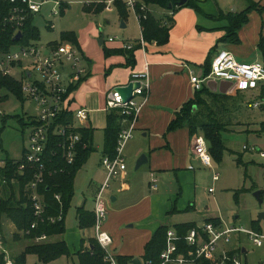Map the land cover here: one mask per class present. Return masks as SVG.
<instances>
[{
    "label": "rangeland",
    "instance_id": "374dc122",
    "mask_svg": "<svg viewBox=\"0 0 264 264\" xmlns=\"http://www.w3.org/2000/svg\"><path fill=\"white\" fill-rule=\"evenodd\" d=\"M43 1H45V4L33 20V24L39 34V39L35 41L36 44L47 46L51 42H60L61 34L73 33L76 38L75 49L79 56L77 67L80 70L84 69L90 74L88 82L84 83L80 88L82 90H79V94L76 96V104L73 107V111L79 109L80 105L89 110L104 107V87L102 82H99L101 80L100 71L103 67L100 60L105 58L104 49L119 47V43H105L103 46H99L98 39L101 37L105 41L117 39L121 43L134 44L135 41L141 38L139 23L135 14L127 9L126 18L121 19L115 4L95 14L94 11L102 6L103 0ZM135 1L139 3V0ZM219 1L221 5L226 7H228L227 5L230 2H233L232 5L234 6H239L240 3L244 2L243 0ZM253 1L258 4H261L262 1L264 2V0ZM57 3L63 5L61 7H64L62 12ZM85 4L87 5L85 6ZM85 7L90 14L95 15L86 14L84 12ZM54 9L57 10L56 15L52 13ZM150 9L155 17L164 18L168 16L166 11H161L154 7ZM169 14L170 16L174 15L172 13ZM261 23L260 20L258 27L259 31H261L260 33L264 36V23ZM122 25H125V28H122ZM62 43L63 45L68 44ZM27 64L29 62L24 64L23 69H27ZM70 68L69 64H65L64 69L61 71L63 76L68 77L72 73ZM16 75L17 73L15 72L14 76L16 77ZM234 96L232 95L231 97ZM240 96L241 98L234 99L233 105L230 100H223L222 102L224 103L221 105L218 103V108H222L223 112L222 119H220L223 124L221 140L225 150L222 152L220 160L211 156V166L219 174V181L213 183L210 171L193 165L192 167L198 178L195 186L190 182L189 191L192 197L195 194L196 201L202 210L208 208L219 216L224 228L235 226L244 230L257 229L264 234V219L260 222L258 221L259 215H264V168L262 167L264 159L257 152L243 150V147L246 146L256 147L264 151V136L257 137L254 133V131H257L259 124L264 121V109L248 106L251 103H260V98L256 92L248 91ZM22 97L23 99L19 100L14 94H9L6 100L0 104V109L5 118L4 123L0 122V154L2 157L18 159L21 156V151L28 149L29 118L39 116L42 111V108H39L35 102L26 99L25 96ZM137 102H140V100L137 99ZM214 111L217 110L214 108ZM208 113L211 116L212 111L209 109ZM90 117L93 127L94 125H99L101 121L100 115L91 114ZM96 127L97 129L92 136V144L95 150L90 153L74 178L73 195L64 215L63 235L53 236L47 240L40 241L36 238L27 239L21 231L14 227L10 220L4 216L1 218L0 237L2 248L6 251L8 258L14 263L26 249L31 250L41 244L62 241L69 251L70 255L68 257L60 255L49 261H41L35 255H27L24 264H78L76 253L79 249L80 240L84 238L88 242L92 237V230H86L83 234L78 230L75 212L77 208L81 207L87 211L94 210L93 196L95 188L103 184L106 175L104 168L100 164L103 159V132L99 126ZM186 129L188 132V128ZM197 134L201 135L199 131H197ZM134 137L132 134L131 139L123 150L122 156L124 157L127 171L135 175L139 182L141 181L142 172L134 170L137 159H134L132 155H127L128 147L134 144ZM237 157L241 158V163H237ZM118 182L119 179L110 181L109 188L102 193L101 199L105 204L106 218L109 217L112 209H116L122 203L124 193L121 192ZM145 188H149L148 180L147 182L145 181ZM158 188V193H166V191L170 192L171 190L175 194L179 192L176 182L173 184L167 182L162 184L161 187L158 186ZM209 188L213 189V193L207 192ZM258 192L261 193L259 196L261 202L255 197ZM112 197L117 202H111ZM197 223L198 227H202L204 221L202 218H198ZM124 232L127 231L124 230L119 235H123ZM121 240L122 243H125L127 240L126 236H123ZM238 246L240 249L245 250V253L238 251L236 253L241 264H264V240L261 246L256 247L250 242L246 234H240L239 238L232 235L226 248L234 249ZM110 250L112 252L111 247Z\"/></svg>",
    "mask_w": 264,
    "mask_h": 264
},
{
    "label": "crops",
    "instance_id": "0c3cea01",
    "mask_svg": "<svg viewBox=\"0 0 264 264\" xmlns=\"http://www.w3.org/2000/svg\"><path fill=\"white\" fill-rule=\"evenodd\" d=\"M243 1L239 6H234L232 5L233 2L229 0L230 3L226 7L225 5H221L219 0H212L213 3L211 0H191L192 5L182 7L173 16L171 15L173 25L169 31L168 42L164 45H158L154 41L146 42L144 51L136 49L134 52L135 63L133 66L126 65L125 56L116 52L123 49L122 44L125 42L121 43L117 39L109 42L108 40L105 41L102 37L98 39L99 46H103L105 43H119V47L107 49L114 51L113 54L104 56L105 58L100 60L103 67L102 69L100 68L101 80L99 82H102L104 87V107L89 110L80 105L79 108L85 109L88 112V120L85 122L84 128H90L94 133L97 129L96 126H99L103 132V139L108 114V112L104 111L106 92L115 86L126 85L130 80L131 72L142 70L145 62L149 64V91L133 126L134 144L127 149V155L134 156V159L138 160L142 155L146 158V163L137 169L134 166L135 171L138 172L139 170L142 172L141 181L138 182L136 176L131 172L129 173L127 168L123 175L116 178L119 179L118 184L121 187V192L124 193L123 200L119 207L112 209L109 217L105 218L102 224V229L112 239L111 249L115 257L130 258L131 261L137 258L141 263L144 261L142 257L145 245L161 227H168V230H175L176 226L186 224H194L198 227V218H202L204 223L213 220L222 226L219 216L208 208L202 210L196 201L195 194L192 197L189 191L191 183L195 186L198 178L197 173H195L192 167L193 165L210 171L213 183L219 181V174L213 170L212 166L209 168L204 167L193 153L196 141H204L207 144V148L209 147L202 131L197 130L201 133L199 136L197 131L190 133L188 129L187 132V125L174 130H168V128L182 106L194 97L195 92L190 84V75L193 74L200 77L206 75L204 70L205 63L209 60L212 61L217 54L228 52L239 63L250 64L257 60L262 63L257 45L260 37H264L258 27L260 20L264 23L263 1V3L258 4L257 9H253L248 13V22L239 30L237 43L222 40L226 35L225 28L228 23L227 21H218V18L222 14L241 13L249 7V1L254 2L253 0ZM102 3L104 2L102 1ZM113 4L114 2L112 4H105L104 9L110 8ZM193 5L197 9L192 7ZM150 8L152 7L147 8L149 12H151ZM166 13L170 16L167 11ZM88 15L95 14L89 13ZM155 18L162 19L161 17ZM124 26L122 25L121 27L125 28ZM63 42L75 48L71 42ZM89 77V72L85 71L80 80L83 81L79 82L80 85H78L74 92H71V110H74L76 96L79 94V90H82L80 88L84 83L88 82ZM64 80L69 84L67 77L64 76ZM76 84L78 83H73L70 86H75ZM261 86H264V84H260L259 88L251 92H256L259 96ZM228 87L227 83L221 81H209L207 85V88L216 94H226ZM223 91L225 92L223 93ZM241 94H235L230 100L231 103H234L235 98H241ZM137 99L141 102V99ZM251 104H248V106L264 109V100L260 99V103ZM91 114L101 116L99 125H94L93 127L90 120ZM25 151L26 149L21 151V156L18 159L1 157L4 161L7 158L17 161L23 158ZM236 161L237 163H241V158L237 157ZM215 174L218 175L217 181L213 180ZM152 179L156 180L155 186H157L155 190H152L150 187ZM147 180L149 188L146 189L145 181L147 182ZM167 182L171 184L176 182L179 192L175 194L171 190L170 192L166 191V193H158V186L161 187L162 184ZM98 188H95L93 202ZM210 189L207 190L208 193ZM111 202L114 203L117 200L112 197ZM78 230L82 234L86 231H81L79 227ZM124 230L127 232L119 235ZM251 231L261 233L257 229H252ZM239 235L236 234L235 237L239 238ZM121 236H126L127 240L125 243H122ZM91 238L93 239V232ZM83 240L84 246L88 247V242L84 238ZM229 250H235L236 253L237 251L245 253V250L240 249L239 246Z\"/></svg>",
    "mask_w": 264,
    "mask_h": 264
},
{
    "label": "built area",
    "instance_id": "2783aa9c",
    "mask_svg": "<svg viewBox=\"0 0 264 264\" xmlns=\"http://www.w3.org/2000/svg\"><path fill=\"white\" fill-rule=\"evenodd\" d=\"M116 0H103L105 4H112ZM127 9L132 11L138 23L143 18L142 14L148 12L147 7L142 5L139 14L136 12L137 2L135 0H121ZM45 4L43 0H0V42L4 37L11 36L13 45L7 50H0V78H12L19 85L22 96L33 101L39 108H42L40 115L30 117L29 147L26 149L18 171L22 172L26 167L34 170L30 181L24 188L30 208L33 214V222L29 229L21 231L23 235H30L32 231L40 226H51L61 223L64 220L63 204L61 196L55 194L54 199L59 205V209L54 214H48L41 187L45 183L47 174H54L56 170L49 171L45 167L44 158L50 144V136L60 139V148L63 151V160L67 165H72L76 158V148L81 144V137L73 129L84 128L88 120V112L79 108L75 111L70 109L72 93L69 86L80 82L85 70L77 67L78 52L68 44L59 43L57 46L37 45L35 41L23 42V29L29 21L40 12ZM59 7V4L57 3ZM53 15L57 14L54 9ZM34 25V24H33ZM17 33H21L19 41H15ZM114 39H108L112 42ZM116 40V39H115ZM123 49L131 51L135 46L145 50L146 42L141 38L134 44L123 43ZM29 62L27 69H23L24 64ZM65 64L70 65L72 73L67 77L69 84L64 80L62 70ZM149 64L144 63L142 70L133 71L130 74L128 83L138 84L131 93V99L124 102L117 88L124 85L115 86L106 92L104 111H118L121 115L120 131L118 133L114 158L104 156L101 165L105 170V180L99 186L94 197V224L92 227L93 239L104 252V262L106 264H118L115 255L109 251L112 239L103 229L102 224L106 218L105 204L101 199L102 193L109 188L110 181L123 175L126 166L122 156L126 143L132 137L134 123L138 113L146 100L149 91ZM17 73L16 77L14 73ZM209 81H221L229 85L226 94L229 96L237 93L253 91L264 84V66L261 62L250 64L239 63L228 52H220L210 63L209 72L204 76L190 75V84L194 91H201L207 87ZM12 94L5 87L0 88V104L2 98ZM137 98L141 102H137ZM257 106V105H255ZM63 112H70L73 115L74 125L63 126L57 123ZM4 117L0 109V122ZM35 121L36 124H31ZM245 151L258 152L264 159V151H258L254 147H243ZM1 151V150H0ZM194 155L200 163L209 168L211 166V156L204 141H196L194 145ZM5 161L0 154V171L4 167ZM218 180V175L213 177ZM155 179H152L151 189L155 190ZM213 189L209 190L211 193ZM236 234H246L250 242L259 247L264 240V234L251 230L230 227L224 228L221 225L211 222L204 223L202 227H194L185 234H180L176 230H167L164 238V247L157 260H144L141 264H241L235 250H229L226 246L230 243L231 236ZM37 240H47L44 235L37 237ZM3 255L4 264H15L7 256L2 248L0 238V255Z\"/></svg>",
    "mask_w": 264,
    "mask_h": 264
},
{
    "label": "trees",
    "instance_id": "16d2710c",
    "mask_svg": "<svg viewBox=\"0 0 264 264\" xmlns=\"http://www.w3.org/2000/svg\"><path fill=\"white\" fill-rule=\"evenodd\" d=\"M181 0H139L136 6V12H140L142 5L146 7H155L161 10H165L168 13L174 14L178 9L192 5L191 0H188L182 7H178ZM118 9V14L121 19L126 18L127 8L121 0L114 2ZM94 11L95 14L101 12L105 8V4ZM59 4V9L62 12L64 7ZM86 6V5H85ZM258 3L249 1V7L241 12L235 14L224 15L222 14L218 21H227L228 25L225 28L226 35L222 39L223 41L229 40L232 43L238 42L239 30L248 22L247 15L253 10L257 9ZM196 8V6H192ZM197 9V8H196ZM84 12L89 14L90 12L84 9ZM143 18L139 22L141 29V36L145 42L154 41L158 45H164L168 42L169 31L172 26L173 19L171 16H165L162 19L155 18L151 12L142 14ZM23 42L37 41L39 34L37 28L28 22L23 29ZM69 41L74 46L76 45V38L73 33H63L60 35V42ZM60 42H53L50 45L57 46ZM13 38L6 36L0 42V50H7L13 45ZM139 49L135 46L133 50H117V53H121L126 58V65L133 66L135 63L134 52ZM257 49L261 55L262 64L264 66V37H260ZM114 51L104 49V56L113 54ZM211 61H207L204 65L205 74L209 72ZM83 81V80H82ZM80 81V83L82 82ZM78 84L70 86L69 92H74ZM5 87L12 94H14L19 100L23 97L20 92L19 85L12 78H0V88ZM238 95V93L236 94ZM7 97L2 98V102ZM259 98L264 100V86L259 89ZM231 96L221 93H213L209 88L205 87L201 91H195L194 97L185 103L179 112H177L175 119L170 123L168 130L178 129L187 125L190 133H194L197 130H201L205 140L209 147L208 152L210 156L220 160L222 152L225 150L223 142L221 140V133L223 132L222 122V108H218L224 102L223 100H231ZM212 105V106H211ZM214 108L217 111H214ZM218 108V109H217ZM212 111V114L208 113V110ZM121 115L118 111L113 110L107 114L106 127L104 129V142H103V157L107 156L114 158L115 148L117 144L118 133L120 131ZM1 122H5V118H1ZM22 122V120H21ZM57 123L63 126H73V115L70 112H63ZM31 124H36L32 121ZM81 137V144L76 148V158L72 165H67L63 160V151L60 148V139L56 136H50V144L47 148L44 163L45 167L49 171L56 170L54 174H47L45 177V183L41 187V192L44 197V204L48 214H54L59 209L57 201L54 199V195H60L63 204L64 215L73 195V182L75 175L79 168L86 162L90 153L94 151L92 146V134L93 130L86 128L73 129ZM257 137L264 136V121L259 124L258 130L254 132ZM1 148V145H0ZM21 161H13L5 159V165L0 171V235H1V218L4 216L10 220L14 227L19 231H26L29 229L34 218L30 208L29 201L24 193L26 184L30 181L34 170L30 167H26L22 172L18 171V166ZM264 168V166H263ZM76 219L78 221V227L81 231L91 229L94 224L93 212H88L83 208H78L76 211ZM64 221V220H63ZM63 221L61 223L51 226H40L37 230L32 231L30 235H24L27 239L41 237L42 235L47 238L53 236H60L64 233ZM217 224L213 220H209ZM196 227L194 224H186L176 226L175 230L180 234H185L188 230ZM168 230V227L159 228L152 239L144 247L143 260H157L160 252L164 247V238ZM1 238V237H0ZM27 255H35L41 261H49L56 256L68 257L69 251L64 242H51L41 244L38 247H34L31 250H25L21 257L16 260L15 264H24V260ZM78 264H106L104 262V252L99 247L97 242L90 238L88 240V247L84 246V240L80 241L79 249L76 253ZM22 258V259H21ZM118 264H130V258L116 257ZM0 264H4L3 255H0Z\"/></svg>",
    "mask_w": 264,
    "mask_h": 264
},
{
    "label": "water",
    "instance_id": "95a60500",
    "mask_svg": "<svg viewBox=\"0 0 264 264\" xmlns=\"http://www.w3.org/2000/svg\"><path fill=\"white\" fill-rule=\"evenodd\" d=\"M187 0H181L178 4V7H182L185 3H186ZM21 38V33H17L16 36H15V41H19ZM138 87V84H132V83H127L126 85L122 86V87H119L117 88V91L118 93L121 95L122 99L124 102H127L131 99V93H132V90L134 88H137ZM216 90V88H215ZM221 92V91H220ZM225 91H223L224 93ZM144 163H146V158L144 155H142L136 162V165H135V169H137L138 167H140L141 165H143ZM259 192L255 194V197L258 199L259 202L260 199H259ZM264 219V215L263 214H260L259 217H258V220H262ZM131 264H141L140 263V260L139 259H133L131 262Z\"/></svg>",
    "mask_w": 264,
    "mask_h": 264
}]
</instances>
